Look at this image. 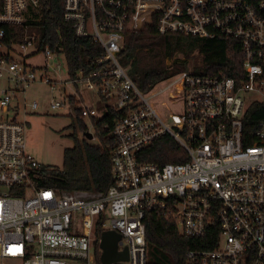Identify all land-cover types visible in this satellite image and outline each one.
Returning <instances> with one entry per match:
<instances>
[{
	"label": "built area",
	"instance_id": "built-area-1",
	"mask_svg": "<svg viewBox=\"0 0 264 264\" xmlns=\"http://www.w3.org/2000/svg\"><path fill=\"white\" fill-rule=\"evenodd\" d=\"M2 3L0 264H97V226L118 233L117 251L127 250L126 261L110 264H146L142 221L150 211L165 212L181 237L210 240L207 248L186 252L189 264H264V117L255 129L244 126L248 108L264 103V0H63L62 18L74 36L102 48L92 70L73 75L61 48L42 46V33L34 32L39 1ZM153 24L161 35L237 42L239 82L187 69L141 92L118 57L126 33ZM4 27L21 29L20 41ZM5 38L11 41L1 43ZM58 56L65 78L56 77ZM37 57L41 64L30 62ZM164 83L173 88L159 103L164 90L157 87ZM35 84L53 95L51 112L75 128L84 124L80 140L90 145L99 142L93 121L115 115L113 183L105 192L39 186L41 165L27 153L25 122L16 119L38 112L39 104L26 99ZM163 138L184 152V163L141 161ZM98 252L102 264L100 246Z\"/></svg>",
	"mask_w": 264,
	"mask_h": 264
},
{
	"label": "trees",
	"instance_id": "trees-1",
	"mask_svg": "<svg viewBox=\"0 0 264 264\" xmlns=\"http://www.w3.org/2000/svg\"><path fill=\"white\" fill-rule=\"evenodd\" d=\"M40 4V22L42 46L55 50L61 48L66 56L68 72L73 75L78 70L90 71L92 61L102 54L100 45L90 38L74 36L71 25L62 18L63 0H38ZM3 0H0V11ZM9 37L20 41L21 29L4 27ZM13 34V36H12ZM11 39H2L8 44ZM197 55L198 59H195ZM119 62L128 68V75L137 88L148 93L158 83L176 73L187 70L188 61L194 59L192 71L206 76L223 75L237 82L242 75V54L237 42L226 38L212 40L168 33L159 34L156 26H148L137 32L126 33L119 55ZM168 62L170 64H168ZM172 62V63H171ZM111 114L94 122L97 145H90L77 139L73 133V147L64 149L62 168L55 169L41 165L39 173L42 181L39 186L62 192L98 191L105 192L113 183L111 174V154L116 146L111 136ZM264 117V103L252 104L245 115L244 126L255 129ZM74 123L70 127L75 128ZM78 130L86 127L78 122ZM76 132V130H74ZM181 155V158L179 156ZM183 155V157H182ZM141 161L152 163H184V152L168 138L159 140L152 152ZM145 242L147 247L146 264H189L185 254L189 250L207 248L209 239L196 240L181 237L174 221L165 212L150 211L144 215ZM102 228L95 230L96 263L99 264L98 240Z\"/></svg>",
	"mask_w": 264,
	"mask_h": 264
},
{
	"label": "rangeland",
	"instance_id": "rangeland-1",
	"mask_svg": "<svg viewBox=\"0 0 264 264\" xmlns=\"http://www.w3.org/2000/svg\"><path fill=\"white\" fill-rule=\"evenodd\" d=\"M34 32L36 34H41V28L35 27ZM32 49V48H31ZM20 54L22 50L16 49ZM195 59L197 55H195ZM199 60L194 61L191 59L188 61L187 69L192 70V65L194 62L198 63ZM31 63L41 64V58L37 57L30 60ZM172 63V62H171ZM53 64L60 65L61 70L57 73L56 77L65 78L66 63L64 56H58ZM168 64H170L168 62ZM0 83V87H1ZM168 84H162L157 87V92L164 90L157 99L160 102H164L167 99L169 93H171L170 86ZM53 95L50 94L49 89L42 84H35L26 89V99L28 103L35 101L39 104L38 112L31 113L23 117L22 114H18L16 119L18 121L25 122V140L27 153L40 165L52 167L55 169L62 168V159L64 149H69L73 147V139L71 135L77 133V139L80 140V132L77 131L78 128L70 127V120L62 116V114L51 112L48 108L49 101ZM76 130V132H74ZM91 144L97 145V141L92 140ZM4 264H16L11 261H4Z\"/></svg>",
	"mask_w": 264,
	"mask_h": 264
},
{
	"label": "water",
	"instance_id": "water-1",
	"mask_svg": "<svg viewBox=\"0 0 264 264\" xmlns=\"http://www.w3.org/2000/svg\"><path fill=\"white\" fill-rule=\"evenodd\" d=\"M85 136L89 140L92 138L89 133H86ZM120 238V235L114 231H106L102 233L99 244L102 251L100 256V261L102 264L126 261L128 259V253L126 249L123 252L117 251V242L120 240Z\"/></svg>",
	"mask_w": 264,
	"mask_h": 264
}]
</instances>
